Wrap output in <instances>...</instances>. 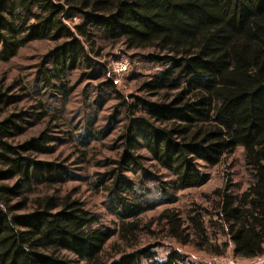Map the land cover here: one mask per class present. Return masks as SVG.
Instances as JSON below:
<instances>
[{"label":"trees","instance_id":"1","mask_svg":"<svg viewBox=\"0 0 264 264\" xmlns=\"http://www.w3.org/2000/svg\"><path fill=\"white\" fill-rule=\"evenodd\" d=\"M102 40L149 52L161 71L123 95L113 68L98 60ZM37 41L55 45L35 67L36 88L64 108L79 73L98 82L85 85V103H116L103 128L88 117L72 135L48 103L10 110L28 95L21 88L11 96L0 82V264H195L177 250L158 260L162 244L138 247L142 236L217 256L228 244L236 258L264 255V0H0V63ZM115 130L113 143H102L110 156L90 149ZM55 132L76 146L70 163L47 159ZM238 147L251 178L244 191L227 185L213 192L210 209L184 216L166 208L143 220L175 193L204 186V166ZM77 165L98 170L85 182L104 195L117 232L66 192Z\"/></svg>","mask_w":264,"mask_h":264},{"label":"rangeland","instance_id":"2","mask_svg":"<svg viewBox=\"0 0 264 264\" xmlns=\"http://www.w3.org/2000/svg\"><path fill=\"white\" fill-rule=\"evenodd\" d=\"M76 22H78L76 20ZM99 46L102 48V57L98 60L107 63L112 69L116 62L125 63L127 71L123 75H113L117 89L123 95L138 94L137 90L140 83L146 78L161 71L160 67L148 62L145 58L147 51H129L125 48L122 43H111L106 41H99ZM55 44L49 41H37L28 45L22 49L18 56L15 57L8 63H0V82L3 87H8L9 95H20L21 88H25L24 93L28 95V100L20 99L15 104L10 103L9 109L13 110L17 106L19 109H28L33 105V101H42L48 103L53 110H49L56 116H60L65 121V126H61V131L68 130L72 135L80 133L83 127L86 125V118L93 120L94 127L98 130L103 128V125L107 124L106 119L112 112V107L116 103L115 100L107 101L103 108L96 109L89 103H85L83 94L85 85L95 87L98 82L94 80L80 79L79 73H75L72 76V84L75 87L74 94L70 97L68 102L64 104V108L61 107L62 101L59 103L55 101L54 97L46 95L44 90L40 91L35 87L33 82L34 71L36 65L40 62L42 56L49 51ZM91 87V88H92ZM92 98L96 97L97 94L91 92ZM36 99V100H35ZM13 104V105H12ZM28 121L33 122L31 118ZM27 123V122H26ZM30 122L27 123V131H37V128ZM77 127V128H76ZM66 129V130H64ZM117 135V131H113L108 134L105 140L99 142H92L89 147L94 148L93 151L101 149L103 155H111L110 150L103 149L102 145L105 143H113ZM55 139L54 152L51 155H47V159H67L69 163L75 157V144L70 141L66 134L55 132L53 134ZM26 137V136H25ZM24 137H21L23 139ZM103 143V144H102ZM92 151V152H93ZM110 152V153H109ZM99 158L103 156L98 155ZM72 171V178L66 182V192H71L74 195L80 197L84 206L91 212L95 213L100 223L108 228L113 229L117 232L118 220L116 217L108 212L105 208V197L100 192L92 191L89 187L88 181L85 182L86 178L90 177L89 180H93V174L98 170L88 165H77L69 166ZM204 171L209 175V181L202 187L196 189H188L175 193L173 202L168 205L160 206L152 211L145 213L142 217L144 221L156 218L162 210L166 208H174L179 210L182 215H187L195 208L210 209L211 200L215 199L213 192L217 189H222L228 185L230 190L235 194H239L244 191L250 184L251 178L244 164L243 149L238 147L235 151L225 156L221 162L214 167L204 166ZM75 196V197H77ZM218 241H226L222 236L218 237ZM160 242L162 246L157 248V259L160 261L165 260L170 250H177L183 255L187 256L189 260L195 264H216V260L219 258L224 259L226 264H264V255L254 259H240L232 255V245L228 244V248L225 254L222 256L208 254L204 251L197 250L192 245H180L171 239H160L154 236H142L138 247H142L149 243ZM119 244L118 237L115 235L106 245L107 253L110 252L111 245ZM222 261L219 263L221 264Z\"/></svg>","mask_w":264,"mask_h":264},{"label":"built area","instance_id":"3","mask_svg":"<svg viewBox=\"0 0 264 264\" xmlns=\"http://www.w3.org/2000/svg\"><path fill=\"white\" fill-rule=\"evenodd\" d=\"M113 71L116 75H123L126 71H127V66L125 63H122V62H116L114 65H113ZM222 261L221 264H226L224 262V259L222 258H219V261L216 260V264H219L220 262Z\"/></svg>","mask_w":264,"mask_h":264},{"label":"crops","instance_id":"4","mask_svg":"<svg viewBox=\"0 0 264 264\" xmlns=\"http://www.w3.org/2000/svg\"><path fill=\"white\" fill-rule=\"evenodd\" d=\"M232 249V248H231Z\"/></svg>","mask_w":264,"mask_h":264}]
</instances>
